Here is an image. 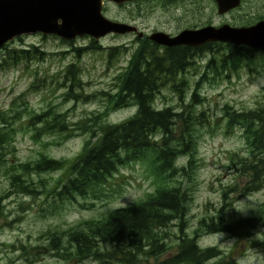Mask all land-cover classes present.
Here are the masks:
<instances>
[{"label":"rangeland","instance_id":"1","mask_svg":"<svg viewBox=\"0 0 264 264\" xmlns=\"http://www.w3.org/2000/svg\"><path fill=\"white\" fill-rule=\"evenodd\" d=\"M183 1L176 0L177 6L171 10L160 7L157 0L133 3L121 8L108 2L104 5L103 15L116 22L135 25L146 35H151L156 30L176 33L200 21L240 27L253 22L255 17L248 15L250 10L256 16L264 15V0H247L246 5H241L226 16L218 15L215 7L207 1L196 0L207 5L204 10L200 9L201 14L196 12L190 0H186L188 4ZM192 6L194 8L191 9ZM141 8L142 12L138 13ZM20 38L21 40L10 41L8 48L35 47L45 53V58L43 62H37V59H32V62L22 61L13 68L0 72V110H20L27 106V110L40 113L49 107L59 120H66L73 130L67 136L43 134L39 140H35L32 138V128L27 129L24 124L28 122V115H22L20 120L14 122L13 128L16 131L7 148V162L0 166V264H84L55 257L49 251L50 241L45 237L46 234H61L77 223L101 220L110 213L152 194L159 183L150 172L149 161H136L121 166L119 172L110 177L101 188L100 198L75 196L72 200L58 201L62 204L58 205L55 213L52 211L57 204L56 200L52 197L45 199V194L58 185L59 179L61 183L64 181L63 170L24 177L27 181H33L37 190L44 186V192L35 197L15 192L10 186L8 173L12 171L11 165L34 161L41 154L47 159L62 162L66 168L85 143L90 140L93 142L97 134V131H76L74 124L85 122L91 128L103 124H119L135 114L134 107L113 110L108 103L117 91L120 75L127 69L132 54L138 47L137 39L131 34H109L95 41L98 50L85 52L78 61L74 49L88 46L92 39L87 36L76 38L72 43L40 33L22 35ZM110 51L113 59L109 57ZM259 51H255L254 66L251 69L242 67L236 74L216 79H212L211 73H208L211 80L204 82L198 91V97L205 100L196 106V110L203 108L210 121L221 126L224 123L221 110L225 106L235 112L263 108L264 51ZM3 53L0 50V59L3 58ZM209 60L208 54L194 59L195 67L199 68L193 67L197 74L189 77V88L185 92L186 102L189 101L194 85ZM70 64H75L81 71L79 74L82 84L81 89L75 91L78 95L76 101L67 98L70 83L64 79V70ZM36 79L39 80L38 83L35 82ZM154 104L158 109L175 107L178 99L168 89H162ZM38 126L39 124L35 125ZM219 126L211 123V133L203 131L199 140L198 167L184 220V233L192 238L201 218L217 217L218 210L222 207V192L229 189L226 192L228 205L224 206L221 213L224 218L260 217L249 237L252 244L247 240L238 241L237 238L220 233L200 235L197 245L200 248L215 246L229 257L234 250L238 264L241 261L244 264H264V214L258 206L264 203V186L247 196H240L239 190L248 180L239 170L241 158L247 156L245 140L241 129L235 128L232 134L225 135ZM185 161L186 157H182L178 163L183 164ZM16 171L19 173L18 169ZM177 179L184 181V186L192 185L191 182L187 184L181 177ZM177 223L170 222L164 229L165 232L160 233L161 243L170 248L160 256L161 259L177 250L180 236ZM104 247L101 251L109 257L102 264H117L116 259L108 252L117 253L116 257H123L129 251L127 243Z\"/></svg>","mask_w":264,"mask_h":264},{"label":"trees","instance_id":"2","mask_svg":"<svg viewBox=\"0 0 264 264\" xmlns=\"http://www.w3.org/2000/svg\"><path fill=\"white\" fill-rule=\"evenodd\" d=\"M16 39L21 40L20 37ZM8 45L5 44L2 49L4 53L0 59V72L22 61H44L45 53L35 47L14 49L8 48ZM98 49L96 43L90 40L87 47L74 49L76 59L79 61L85 52ZM255 51L221 42H210L199 47L167 48L146 40L132 54L127 69L118 79L117 91L108 103L113 110L134 107L136 111L132 117L119 124H103L93 128L85 122L74 124L76 131H97V134L93 142L90 140L85 143L66 168L62 162L47 159L44 154L34 161L11 165L12 171L8 173L10 186L15 192L32 197L43 193L44 186L37 190L33 181H27L24 177L64 171V181L61 183L59 179L58 185L45 194V199L52 197L57 202L53 213L62 204L58 201L72 200L75 196L100 198V190L108 179L119 172L121 166L132 162L148 160L150 172L159 183L156 190L146 198L120 208L101 220L77 223L61 234L48 232L45 237L50 241L49 251L63 260L76 263L97 260L102 264L109 257L101 251L105 245L127 243L129 251L123 257L105 252L111 254L117 264H238L234 250L229 257L215 246L200 248L197 245L200 235L220 233L252 244L249 237L260 217L224 218L221 213L224 206L228 205L226 192L229 189L222 192V207L217 217L201 218L192 238L184 233V220L198 167L199 140L203 131L211 133V123L219 126L210 121L203 108L196 110V106L205 100L198 97V91L204 82L211 80L208 73H211L212 79H216L236 74L242 67L251 69L254 66ZM204 54L210 55V60L204 65L203 74L186 102L189 77L196 76L194 68H199L195 67L194 59ZM112 55L110 51L111 59ZM79 73L80 68L75 64L68 65L64 70V79L70 83L67 98L74 101L78 97L75 91L80 90L82 84ZM37 80L36 83L39 82ZM162 89H168L177 97L179 109L177 106L162 109L155 107V99ZM27 109L25 106L20 110H0V166L7 162V148L16 131L13 124L22 115L29 116L28 122L24 124L27 129L32 128V138L35 140H39L43 134L67 136L73 130L66 120L58 119L52 108L48 107L40 113ZM221 112L224 123L219 128L223 129L224 134H232L235 128H239L245 140L247 156L241 158L239 165L241 175L248 178L239 190L240 196L244 197L264 186V107L235 112L225 106ZM36 124L39 126L35 127ZM182 157H186V161L179 164ZM177 177L183 178L187 184L191 182V187L184 186V181ZM41 185L44 183L41 182ZM258 206L264 214V203ZM173 221L178 222L180 233L177 250L161 259L160 256L170 248L161 243L160 233L165 232L164 229Z\"/></svg>","mask_w":264,"mask_h":264},{"label":"water","instance_id":"3","mask_svg":"<svg viewBox=\"0 0 264 264\" xmlns=\"http://www.w3.org/2000/svg\"><path fill=\"white\" fill-rule=\"evenodd\" d=\"M107 1L121 4L131 0ZM218 2L219 13L238 5V0ZM102 4V0H0V48L16 37L35 33L54 34L66 41L77 36L97 40L110 32H137L133 25L103 16ZM149 39L164 47H199L209 42H223L264 51V23L249 28L208 26L185 30L174 37L157 32Z\"/></svg>","mask_w":264,"mask_h":264},{"label":"flooded vegetation","instance_id":"4","mask_svg":"<svg viewBox=\"0 0 264 264\" xmlns=\"http://www.w3.org/2000/svg\"><path fill=\"white\" fill-rule=\"evenodd\" d=\"M147 1H153V0H134V1H128V2H123V3H121V4H116V3H114V2H109V3H111L112 5H114L115 7H118V8H121V7H123V6H127V5H129V6H131L133 3H145V2H147ZM157 1H159V6L160 7H162L163 9H166V10H171V9H174L176 6H177V2H175L176 0H157ZM191 1V3L195 6V10H196V12L198 13V14H201L202 12L200 11V9H202V10H204L205 8H206V4H204L203 2H196V0H190ZM204 1H207V2H209L210 3V5L211 6H214L215 7V9H216V12H217V14L218 15H221V16H226L228 13H230L231 11H233L234 9H237V8H239L241 5H246L247 4V0H238V5L236 6V7H234V8H232V9H228V10H226L225 12H223V13H219V11H218V9H219V5H218V0H204ZM224 1H226V0H224ZM102 2H103V4H102V9H101V13L103 14V9H104V5H105V3H108V1L107 0H102ZM183 2H186L187 4H188V2L186 1V0H184ZM192 8H194L193 6L191 7V9ZM251 11V13H249L248 15L249 16H251V17H255L254 19H253V22L252 23H250V24H248V25H246V24H244V25H242V26H240V27H244V28H249V27H252V26H255V25H257V24H262V23H264V15L263 16H256L254 13H253V11L252 10H250ZM140 12H142V8L141 9H139V11H138V13H140ZM128 15H129V12H128ZM104 16V15H103ZM114 21V20H113ZM121 23H124V22H121ZM124 24H127V23H124ZM130 25H132V24H130ZM222 25H229V24H219V25H213L211 22H209V21H200V22H197V23H193V24H191V25H189V26H187L186 27V29H182L181 31H179V32H176V33H172V32H165V31H162V30H156V31H154V33H157V32H161V33H165V34H167V35H169L170 37H174V36H176L177 34H179L180 32H182V31H185V30H199V29H202V28H204V27H208V26H214V27H220V26H222ZM133 26H135V25H133ZM230 27H233V26H231V25H229ZM136 28H137V32H134V33H130L131 35H133V36H135V38L137 39V44H138V46L139 45H142V44H144V42L146 41V40H148V41H152V40H150L149 39V37L152 35V34H154V33H152L151 35H146V34H144L142 31H141V29L139 28V27H137V26H135ZM240 27H233V28H240ZM126 34H129V33H126ZM126 34H122V36L123 35H126ZM42 35V34H41ZM45 36V35H44ZM20 37V36H19ZM17 38V37H16ZM15 38V39H16ZM93 40V39H92ZM153 42V41H152ZM9 43V42H8ZM7 43V44H8ZM154 44H156L155 42H153ZM210 43V42H209ZM221 43H223V42H221ZM207 44V43H206ZM158 46H161V47H164V46H162V45H159V44H157ZM205 45V44H204ZM179 46H184V45H179ZM3 47L4 46H2L1 48H0V50H2L3 49ZM177 47V46H176ZM167 48H170V47H167Z\"/></svg>","mask_w":264,"mask_h":264},{"label":"bare ground","instance_id":"5","mask_svg":"<svg viewBox=\"0 0 264 264\" xmlns=\"http://www.w3.org/2000/svg\"><path fill=\"white\" fill-rule=\"evenodd\" d=\"M109 34H117V33L110 32V33H107V34L104 35V36L99 37L97 40H94V39H93V41H94V42H95V41H99L100 39H102V38L108 36ZM46 36H55L56 38L61 39L60 37H58V36H56V35H54V34H47ZM82 37H83V36H82ZM87 37H88V36H87ZM76 38H81V36H77V37H75L74 39H71V40H66V42L72 43L71 41L75 40ZM89 38H90V37H89ZM91 39H92V38H91ZM86 47H87V46H86ZM260 51H261V50H260Z\"/></svg>","mask_w":264,"mask_h":264},{"label":"clouds","instance_id":"6","mask_svg":"<svg viewBox=\"0 0 264 264\" xmlns=\"http://www.w3.org/2000/svg\"><path fill=\"white\" fill-rule=\"evenodd\" d=\"M84 264H98V261H91V262L85 261ZM241 264H244V262L241 261Z\"/></svg>","mask_w":264,"mask_h":264}]
</instances>
